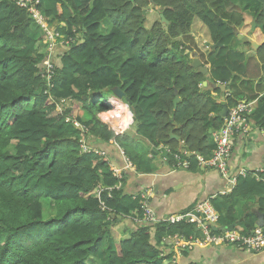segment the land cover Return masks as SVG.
Here are the masks:
<instances>
[{"label": "trees", "instance_id": "trees-1", "mask_svg": "<svg viewBox=\"0 0 264 264\" xmlns=\"http://www.w3.org/2000/svg\"><path fill=\"white\" fill-rule=\"evenodd\" d=\"M239 1L39 0L47 23L72 41L48 53L49 41L28 6L0 0V264H176L173 238L198 236L195 225L145 223L141 191L125 192L130 171L113 175L111 166L118 168L121 157L108 159L117 153L110 143L121 148L138 175L160 167L157 156L170 170L196 171L195 157L180 155L189 163L186 170L175 154L183 143L187 153L209 155V132L223 121L219 95L227 109L255 101L249 115L264 133V87L255 86V81L264 86V0ZM152 3L158 19L149 22ZM256 3L259 13L251 9ZM107 20L110 31L102 34ZM194 25L206 34L202 45L216 47L205 61L208 75L190 66L188 54L198 47ZM234 29L252 31L261 45L256 55H246L249 43L238 41ZM189 35L188 53L180 38ZM235 41L240 48L235 49ZM48 61L50 81L45 78ZM208 78L230 82L229 96L203 87ZM115 87L130 101L133 119L119 137L100 120L110 110L106 100L96 102L101 95L111 96ZM88 113L94 117L87 119ZM74 121L85 129L74 128ZM129 132L156 152L152 160L123 150ZM82 143L109 154L84 152ZM44 202L51 204L52 215L46 216ZM147 202L152 209L154 200ZM210 203L221 228L236 224L240 233H249L257 218L243 207L253 205L264 220V184L251 175L239 176L228 195ZM152 211L157 219L166 217ZM121 223L123 240L114 229ZM180 254L185 257L186 251Z\"/></svg>", "mask_w": 264, "mask_h": 264}, {"label": "crops", "instance_id": "crops-1", "mask_svg": "<svg viewBox=\"0 0 264 264\" xmlns=\"http://www.w3.org/2000/svg\"><path fill=\"white\" fill-rule=\"evenodd\" d=\"M255 86L264 87L259 86L256 81ZM221 101H223L222 97ZM135 138L136 147L141 143L145 146V150L139 152V155L144 157V160H152L153 152L149 144L137 136ZM208 143L211 152L213 139L210 138ZM98 148L103 149L99 146ZM103 150L109 154L108 150ZM156 151L160 150L156 149ZM114 157H119L118 152L110 154L108 159L112 160ZM122 165L121 160L118 168ZM229 165L233 173L239 170L253 171L264 167L263 133L253 126L247 135L237 136L233 142ZM155 167V171L149 175L130 172L125 192H140L151 187L158 194L155 197L153 194L148 199L149 201L154 200L152 209L160 216H168L184 210L187 212L197 203L208 201L229 188L228 183L216 171L208 168L199 167L196 171H176L168 169L164 163H160V167L157 165ZM247 207L253 208L254 206L249 204L243 209ZM121 227H123L122 223ZM122 232H126L125 227L122 228ZM176 259L179 264H264L263 255L230 246L203 245L201 248L186 251L185 257L182 254L176 255Z\"/></svg>", "mask_w": 264, "mask_h": 264}, {"label": "built area", "instance_id": "built-area-1", "mask_svg": "<svg viewBox=\"0 0 264 264\" xmlns=\"http://www.w3.org/2000/svg\"><path fill=\"white\" fill-rule=\"evenodd\" d=\"M30 0H17V4L21 8H26L28 6V11L30 13V17L35 21V23L41 28L47 40L49 41L47 52L50 53L51 50L57 45L66 46L70 44L71 39H65L60 34H57L53 28H51L47 21L44 19L39 10L35 7L36 4L30 3ZM37 3V1H36ZM59 39V42H57ZM46 67V75L45 78L47 81H50L53 77L52 73V64L48 61L45 65ZM109 104L112 106V111L104 114L102 120L109 124L114 130L116 135L122 134L129 127V117L127 111L123 107L121 103L117 100H109ZM254 102L249 103H239L236 107L229 110L228 115L222 121V125L214 136V151L210 158L203 159L198 157V161L201 165L208 167L217 173H219L229 184L230 189H233L236 184V179L241 177H246L251 175L257 181H260L264 184V168H259L253 172L239 170L235 174L229 167L228 159L230 157L233 141L237 136L247 135L251 131V125L249 122V114L253 110ZM122 108V110L119 109ZM121 111L123 114L122 119H116V114ZM73 126L78 129H85L79 122H73ZM84 141V140H83ZM85 142V141H84ZM86 143H82V149L84 152L94 153L98 157H103L104 153L100 151L93 150L91 148L85 147ZM124 161V170H132V164L130 161L124 157L121 152ZM184 167L187 165L184 164ZM111 170L113 172L114 177H120V169L111 166ZM121 170V171H122ZM148 192L142 194V199H146ZM145 204V203H144ZM144 219L146 221H153L154 215L153 212L148 208L145 204L144 206ZM218 220V214L208 203H202L197 205L194 210L186 213V214H178L168 217L165 221L169 223L186 221L189 223H195L198 226L202 227V241H182L176 240V244L180 248H190L192 245L203 246L206 244H237L239 246L245 247L246 249H250L253 251L262 252L264 251V232L262 229L257 228L253 233L246 236L237 235L236 233H222L219 235H210L208 232L209 225L216 223Z\"/></svg>", "mask_w": 264, "mask_h": 264}, {"label": "clouds", "instance_id": "clouds-1", "mask_svg": "<svg viewBox=\"0 0 264 264\" xmlns=\"http://www.w3.org/2000/svg\"><path fill=\"white\" fill-rule=\"evenodd\" d=\"M17 1V0H16ZM36 1H37V3H36ZM30 3H34V4H36L35 5V7L37 8L38 6H39V0H30L29 1ZM20 7V6H19ZM152 7V5L149 7V8H151ZM27 8V7H26ZM23 9H25V8H23ZM28 9L29 8H27V13L28 14H30L29 13V11H28ZM38 10H39V8H37ZM39 12H40V10H39ZM41 13V12H40ZM42 14V13H41ZM37 25V24H36ZM48 25H49V23H48ZM38 26V25H37ZM50 26V25H49ZM39 27V26H38ZM51 27V26H50ZM40 28V27H39ZM52 28V27H51ZM41 29V28H40ZM42 31V30H41ZM43 32V31H42ZM239 41V40H238ZM241 42L242 41H246V42H248L249 43V41H251V39H246V38H243L242 40H240ZM254 41V40H253ZM196 44H197V42H196ZM207 44H209V43H204V45H205V47H207ZM69 45V44H68ZM211 46L212 45H210L209 44V46H208V48H211ZM259 49V48H258ZM257 49V50H258ZM53 50V49H52ZM51 50V51H52ZM188 50H191L190 48L188 49ZM245 51H246V49H245ZM45 52H47V49H46V51ZM191 52V51H190ZM194 52V51H193ZM257 52V51H256ZM51 53V52H50ZM246 55H248V56H254V55H256V53H254V54H252V53H250V54H246ZM191 57L192 56H190V61H191ZM199 59V58H198ZM200 61V60H199ZM200 63H201V65L203 66V67H205V68H207V73L205 74V75H208L209 74V70H208V66L206 67V66H204L203 65V63L200 61ZM195 70V69H194ZM197 71V70H196ZM203 75V74H202ZM209 79H211V78H208L207 79V81H206V83L208 84V82H209ZM213 81V80H212ZM214 82V81H213ZM214 83H216V82H214ZM216 84H218V83H216ZM219 85H222V84H219ZM222 86H226L225 84H223ZM209 87H210V85H209ZM209 89H211V90H219V89H212L211 87L209 88ZM221 93H223V94H225V96H229V90H225L224 92H222L221 90H219ZM215 96V95H214ZM221 95H219V96H216V99L219 101V102H221V103H224V99L222 98V100L223 101H221ZM109 100H117L119 103H121L122 105H123V107L125 108V110L127 111V114H128V117H129V127H128V129L126 130V131H124L122 134H120V135H116L115 134V132H114V130L112 129V127L109 125V124H107V123H105L103 120H102V118H103V115L104 114H107V113H109V112H111L112 111V106L109 104ZM63 101V100H62ZM61 101V102H62ZM251 102H254V105H253V108H254V106H255V101H251ZM106 104L110 107V110H108L107 112H104V113H102L101 115H100V120H101V122L102 123H104L106 126H109V128L112 130V132H113V134H114V136L115 137H119V136H122L124 133H126V132H128L130 129H131V122H132V117L130 116V112H129V104L125 101V99H118L117 97H115L113 94L111 95V96H107V98H106ZM232 109V108H231ZM229 110L230 109H227V114H226V116L225 117H223V119H225L226 117H227V115H228V112H229ZM249 117V122H250V125H251V129H252V127L254 126V124H252V121H251V118H250V115L248 116ZM74 127V126H73ZM75 128V127H74ZM219 129H220V127H219ZM218 129V130H219ZM218 130H211L210 132H209V134H210V136H211V138L213 139V142H214V136L213 135H215L216 133H218ZM263 135H264V133H263ZM234 142V141H233ZM110 144H112L113 146H115V148H116V150H117V152H118V154H119V156L121 157V160H122V163H123V165H122V167L121 168H117V169H123L124 168V161H123V157H122V155H121V152L123 153V151L121 150V148L119 147V146H117V144L116 143H113V142H111ZM180 144H182L183 145V143H180ZM180 146V145H179ZM214 148H215V145H214V143H213V149H212V151L210 152V150H209V155L207 156V157H201V156H199V155H194V156H192V157H195L196 159H197V162H198V165H199V167H203V168H208V167H205L204 165H201L200 163H199V161H198V157H200V158H203V159H208V158H210L211 157V155H212V153H213V151H214ZM91 149H93V150H96V151H100V152H103L104 153V155H107V153L103 150V149H100V148H98V147H94V148H91ZM161 151H164L165 153H170V151H169V149H167V148H163V147H160L159 148ZM232 150H233V146H232ZM179 154H175V158L177 159V164H178V166L180 167V168H185L186 170H187V168H188V166H189V163H188V161L187 160H184V159H180V155H182V156H186V158H188L187 157V155L188 154H197V153H187L186 152V150L185 149H182L180 152H179V148H178V151H177ZM231 153H232V151H231ZM153 154H154V152H153ZM123 155H124V153H123ZM156 155V154H155ZM230 156H231V154H230ZM124 157H125V155H124ZM161 156H157V159L159 158V160L162 162V163H164L165 164V162H166V160L163 158V157H161ZM192 157H189V158H192ZM229 160H230V157H229V159H228V164H229ZM131 163V162H130ZM184 164H186L187 166L186 167H184L183 165ZM132 167H133V165H132ZM229 167H230V165H229ZM261 168H264V167H261ZM208 169H210V168H208ZM230 169L232 170V168L230 167ZM212 170V169H211ZM124 171H130V172H132L133 171V169L132 170H124ZM253 171H255V170H253ZM253 171H249V172H253ZM233 172V171H232ZM219 174V173H218ZM235 174V173H234ZM220 175V174H219ZM221 176V175H220ZM222 177V176H221ZM223 178V177H222ZM224 179V178H223ZM225 180V179H224ZM226 181V180H225ZM227 182V181H226ZM229 185V184H228ZM236 185V184H235ZM234 188H235V186H234ZM233 188V189H234ZM233 189H230V187L227 189V190H225V192H223L222 194H220V195H218V196H216V197H214V198H219V199H221L222 198V196H226V195H228ZM146 192H148L149 194H147V196H146V199L144 200V203L148 206V208L152 211V209L150 208V206L148 205V197L149 196H153V194H154V190L151 188V187H149L148 189H146V190H143V191H141V198H142V194H144V193H146ZM214 198H212V199H214ZM212 199H210V200H212ZM210 200H208V201H203V202H200V203H197L196 205H194L189 211H187V212H184V213H176V214H171V215H168V216H166V217H164V218H162V219H157L155 216H154V220L153 221H146L145 219H144V222L145 223H150V222H157V221H159V222H161V220H164V222H166L165 220L168 218V217H170V216H173V215H178V214H186V213H188V212H190V211H192V210H194V208L197 206V205H199V204H202V203H208V204H210L211 205V207L214 209V207L212 206V204L210 203ZM254 208V207H253ZM252 209V208H251ZM250 209V210H251ZM215 210V209H214ZM250 210H248L247 211V214H250L251 212H250ZM216 211V210H215ZM153 212V211H152ZM216 213L218 214V212L216 211ZM252 214V213H251ZM153 215H154V212H153ZM219 218H220V216H219V214H218V220L216 221V223H214V224H212V225H209V227L207 228L208 229V232L210 233V235H219V234H222V233H236L237 235H241V236H246V235H250L251 233H253L257 228H260V227H255L254 226V229L251 231V232H249V233H240L237 229H236V226H235V228L232 230V231H228V230H226V228H221L219 225H218V222H219ZM181 222H186V221H181ZM166 223H168V224H173V223H169V222H166ZM189 223V222H188ZM193 224L195 225V229H196V231L198 232V236H196V237H192L191 239H189V240H183V239H181V238H178V237H175V238H173L175 241L176 240H182V241H189V242H195V241H199V242H201L202 241V238H203V236H202V227L201 226H198L197 224H195L194 222H193ZM236 225V224H235ZM212 227H216V228H218V230L217 231H213L212 230ZM260 229H262L263 230V232H264V227H262V228H260ZM174 241V244H176V242ZM206 245H210V246H213V247H220V246H230V247H236V248H241V249H243V250H245V251H247V252H250V253H256V254H261V255H264V251H262V252H258V251H253V250H250V249H246L245 247H242V246H239V245H237V244H206ZM202 246H199V245H192V246H190V248H180V247H178L177 245H175V253H177V255L178 254H180L182 251H189V250H191V249H194V248H201ZM177 248H179V249H177ZM174 256H176V255H174ZM174 261H175V263L176 264H178L179 263V261H177V259L175 258L174 259Z\"/></svg>", "mask_w": 264, "mask_h": 264}, {"label": "rangeland", "instance_id": "rangeland-1", "mask_svg": "<svg viewBox=\"0 0 264 264\" xmlns=\"http://www.w3.org/2000/svg\"><path fill=\"white\" fill-rule=\"evenodd\" d=\"M236 3L239 5L240 4V1L239 0H236ZM244 4H246V3H244ZM155 7H151L150 8V10H152V12H149L148 14H147V20L149 21V22H152V21H154V20H157L158 19V12H157V10H155L154 9ZM251 9L253 10V11H257L258 13L260 12V8H259V6H258V4L256 3V4H251ZM151 24H148L147 22H146V26L147 27H149ZM110 28H111V26H110V21L109 20H107L106 21V23H104L102 26H101V29H100V33H102V34H107L109 31H110ZM56 32V31H55ZM192 38H194L193 40H194V42H195V44H196V42H197V45H198V47H196V51L195 52H191V54H188V56H192V54L193 53H195L197 56H198V58L200 59V61L204 64V66L206 65V67L208 66L207 64H206V60L208 59V57L211 55V52H213L214 51V49L213 48H208V47H205V49H204V45H202V42H204L205 40H207V38H205V36H206V34L205 33H203L202 31H201V29L200 28H198L197 27V25H194V27L192 28ZM57 33V32H56ZM58 34V33H57ZM239 35H240V33H239ZM242 35H244V38H248V39H253V35H252V33L251 32H249V33H245V34H242ZM189 38H191L190 37V35L189 36H187L186 37V40L184 39V38H180L181 39V41L182 42H184V46H186V48H187V52L189 53L191 50H188L189 48H188V45H187V43H188V40H189ZM196 38V39H195ZM205 38V39H204ZM254 40V39H253ZM255 41V40H254ZM236 42V41H235ZM186 43V44H185ZM233 46L235 47V49H237V47H239L240 48V44L238 43V41L234 44L233 43ZM190 47V46H189ZM193 47H195V46H193ZM192 48V47H191ZM192 50H193V48H192ZM248 50V49H247ZM206 82V81H205ZM204 82V83H205ZM204 83H202V86L203 87H208V89L210 88L209 87V84H207L206 83V85H204ZM107 96H108V94H106V95H101L100 96V98H98L97 100H96V102H97V104H99V103H101V102H104L105 100H106V98H107ZM120 110H122V108L120 109ZM107 112V111H106ZM86 117H87V119H90V118H92V117H94L93 116V113H88L87 115H86ZM123 118V114H122V112L121 111H119L117 114H116V119H122ZM109 127V126H108ZM123 141V142H122ZM121 142H122V145H123V150L124 151H126L128 154H134V151H136V154L137 155H139V152H142L143 150H145V146L141 143L140 145H138V147H136V145H137V140H136V138H135V136L133 135V134H131L130 132H129V139H127L126 141L125 140H122ZM149 147V146H148ZM43 206H44V210H45V212H46V216H49V214L50 215H52L53 214V212H52V210H51V204H49V203H46V202H44V204H43ZM48 210H49V212H48ZM122 225H123V223H122ZM115 231L118 233V235H119V238L120 239H124V238H126V234L125 233H123L122 232V227H121V224L120 225H117V226H115ZM174 255H177V253H175L174 252ZM263 257H264V255H263ZM175 259V258H174Z\"/></svg>", "mask_w": 264, "mask_h": 264}, {"label": "water", "instance_id": "water-1", "mask_svg": "<svg viewBox=\"0 0 264 264\" xmlns=\"http://www.w3.org/2000/svg\"><path fill=\"white\" fill-rule=\"evenodd\" d=\"M151 2H152V0H151ZM199 2H200V3H203V0H199ZM151 5H152V7H154L153 3H152ZM149 9H150V8H149ZM160 18H161V22L168 24V23L163 19L162 16H160ZM220 22H221V21L219 20V21H218V24H219ZM251 25H252V31H253V29H254V27H255V25H256V24H255V21H252ZM252 31H251V32H252ZM233 33L235 34L237 40H239V41L242 40V39L244 38V35H242V34L239 35V33H238V31H237L236 29H234ZM249 44H250L255 50H257V49L260 48V46H261V45L257 44L255 41H253V39H251V41H249ZM208 46H209V44H207V47H208ZM217 46H219V44H217ZM211 48L215 49L216 47H215V46H211ZM190 66H191L193 69L197 70V72L200 73V74L205 75V74L207 73V68H205V67H203V66L201 65V63H200V61H199V59H198V56H197L195 53L192 54ZM229 83H230V82H229ZM229 83H228L226 86H222V85H219V84L214 83V82L212 81V79H209V82H208V84L210 85V87H211L212 89H219V90H221L222 92H224L225 90H229ZM204 85H206V82L204 83ZM112 94H113L115 97H117L118 99H125V101H126L128 104H130V101H129L127 98H125V94H124V92H122V91L120 90L119 87H115V88H113V89H112ZM177 101H178V99H176V100L174 101V105L176 104ZM221 104H222V109H221V111L219 112L218 115H219L220 117L223 118V117H225L226 114H227V108H226V106H224V103H221ZM211 120H212V118H211ZM213 131H214V130H213ZM171 138H172V139H175V140H178V138H177L176 136H171ZM182 149H184V146H183L182 144H180V146H179V152H180ZM194 155L197 156L198 154H188L187 157L189 158V157H192V156H194ZM250 212H251L253 215H255V217L257 218V221H256V224H255V227H260V228L264 227L263 214L258 213L256 208H252V209L250 210ZM235 226H236L235 224H231V225H229L228 227H226V230H228V231H232V230L235 228ZM212 230H213V231H217L218 228H216V227H212Z\"/></svg>", "mask_w": 264, "mask_h": 264}, {"label": "flooded vegetation", "instance_id": "flooded-vegetation-1", "mask_svg": "<svg viewBox=\"0 0 264 264\" xmlns=\"http://www.w3.org/2000/svg\"><path fill=\"white\" fill-rule=\"evenodd\" d=\"M199 1V0H198ZM201 4H203V3H201ZM248 39V38H247ZM246 49V54H250V53H252V54H254V53H256V51L257 50H255L250 44H249V47L248 48H245ZM248 49V50H247Z\"/></svg>", "mask_w": 264, "mask_h": 264}, {"label": "bare ground", "instance_id": "bare-ground-1", "mask_svg": "<svg viewBox=\"0 0 264 264\" xmlns=\"http://www.w3.org/2000/svg\"><path fill=\"white\" fill-rule=\"evenodd\" d=\"M57 42H59V39H57ZM119 109H121V107H119Z\"/></svg>", "mask_w": 264, "mask_h": 264}]
</instances>
